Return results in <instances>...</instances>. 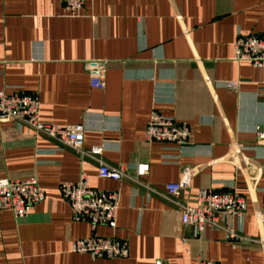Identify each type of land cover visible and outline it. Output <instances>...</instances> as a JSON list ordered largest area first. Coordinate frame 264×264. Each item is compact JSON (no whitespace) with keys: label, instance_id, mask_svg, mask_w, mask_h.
I'll use <instances>...</instances> for the list:
<instances>
[{"label":"crops","instance_id":"obj_1","mask_svg":"<svg viewBox=\"0 0 264 264\" xmlns=\"http://www.w3.org/2000/svg\"><path fill=\"white\" fill-rule=\"evenodd\" d=\"M263 34L264 0H91L75 16L63 0H0V91L35 94L42 122L82 124L84 151L102 147L80 156L0 123V179L35 178L44 191L24 218L0 211V264H264V226L254 218L264 206V143L255 136L264 69L232 59L238 37ZM93 61L102 63V90L90 87ZM153 110L186 122L189 146L146 143ZM95 159L132 179H99ZM183 167L192 169L188 187L167 197ZM81 173L91 188L118 192L114 228L72 217L59 186ZM200 190L238 193L245 212L220 215L219 229L198 234L181 225L176 204L193 205ZM90 237L126 242L127 257L71 251Z\"/></svg>","mask_w":264,"mask_h":264},{"label":"built area","instance_id":"obj_2","mask_svg":"<svg viewBox=\"0 0 264 264\" xmlns=\"http://www.w3.org/2000/svg\"><path fill=\"white\" fill-rule=\"evenodd\" d=\"M91 0H63V11L75 16L82 7ZM234 61H245L253 68L264 69V34L238 37L233 43ZM102 63L88 64L90 87L98 90L104 88V80L100 74ZM225 88L236 91L237 82H226ZM0 123H11L18 128H26L33 135L45 136L58 144L69 148L75 154L95 158L102 154L101 146L91 147L84 151V132L82 124L54 126L44 123L39 118V100L35 94H11L0 91ZM256 140L264 143V128L256 131ZM190 129L186 122H177L164 118L156 111H151L144 130L146 143H161L183 149L189 146ZM240 156V150L233 152V158ZM98 163L97 177L103 180L120 182L132 179L120 167H112L95 159ZM135 173L144 175L145 170L137 166ZM192 169L183 167L177 183L166 184L167 197H177L179 192L189 185ZM62 198L67 202L72 217L77 221H86L92 229L97 226L115 227L118 211V192H105L93 189L89 178L81 173L73 183H62L59 186ZM44 198V191L35 178L27 180L0 179V211L10 210L17 219L24 218L34 206ZM179 208L180 223L191 227L196 233L206 228L219 229L220 215H241L246 209V199L238 193H218L213 190H200L193 205L176 204ZM254 218L264 226V206L254 214ZM232 236L233 233L229 231ZM264 248V240L259 241ZM128 244L113 239L90 237L76 240L71 244V251L77 254H88L94 259H124L128 255ZM197 264H216L210 260L199 258Z\"/></svg>","mask_w":264,"mask_h":264}]
</instances>
